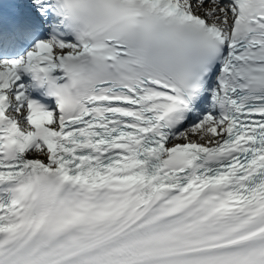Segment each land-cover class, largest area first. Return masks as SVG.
<instances>
[{
    "label": "snow or ice",
    "instance_id": "obj_1",
    "mask_svg": "<svg viewBox=\"0 0 264 264\" xmlns=\"http://www.w3.org/2000/svg\"><path fill=\"white\" fill-rule=\"evenodd\" d=\"M13 6L0 264H264V0Z\"/></svg>",
    "mask_w": 264,
    "mask_h": 264
}]
</instances>
